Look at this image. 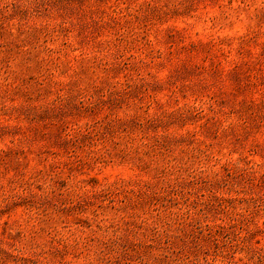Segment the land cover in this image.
Wrapping results in <instances>:
<instances>
[{
	"label": "rangeland",
	"instance_id": "374dc122",
	"mask_svg": "<svg viewBox=\"0 0 264 264\" xmlns=\"http://www.w3.org/2000/svg\"><path fill=\"white\" fill-rule=\"evenodd\" d=\"M0 264H264V0H0Z\"/></svg>",
	"mask_w": 264,
	"mask_h": 264
}]
</instances>
